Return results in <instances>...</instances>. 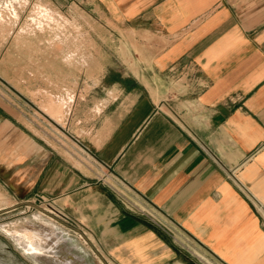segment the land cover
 Instances as JSON below:
<instances>
[{"label": "crops", "instance_id": "crops-1", "mask_svg": "<svg viewBox=\"0 0 264 264\" xmlns=\"http://www.w3.org/2000/svg\"><path fill=\"white\" fill-rule=\"evenodd\" d=\"M48 1L102 60L64 124L1 77L0 192L53 200L103 264H264V0Z\"/></svg>", "mask_w": 264, "mask_h": 264}, {"label": "rangeland", "instance_id": "rangeland-1", "mask_svg": "<svg viewBox=\"0 0 264 264\" xmlns=\"http://www.w3.org/2000/svg\"><path fill=\"white\" fill-rule=\"evenodd\" d=\"M17 1V3L20 2ZM38 4L49 7L60 18L64 16L65 18L61 19L63 23L65 22V27L61 23L60 28L55 26L46 35L43 33H37L36 36L27 34L24 28L27 23H30L29 18L37 15L35 12H37ZM6 11L0 10V14L6 15ZM2 18L6 20L5 22L0 21V32L5 30L4 32L10 35L11 31H14V34L9 39L6 37L7 34L0 38V45H6L9 40V44H14L16 47V54L15 57L0 54V79L2 77L4 84L9 88H14V91L16 89V91L24 92L36 106H40L46 114L64 124L70 119L73 112V100L78 98L74 83L79 80V99H85L88 88L83 85V82L88 78L92 79V76L98 72L92 70L91 67L92 63L102 60V55L97 53L99 51L97 46L102 44L101 40L90 38L89 31L92 26L81 16H77L70 6L60 10L48 0H30L17 18L11 19L7 16ZM8 22H10L9 26L6 24ZM23 29L26 34L18 37ZM61 33L69 34L70 37L68 35L58 37ZM73 40L75 44L77 43L75 49L79 52L76 56L70 55L68 52L73 47ZM70 94H73L74 99L70 98ZM49 101H52L54 105L59 102L64 104V108H58L62 115L56 112L57 114L53 116L47 112L45 104H48ZM90 119L89 117H78L77 126L79 127L76 130L68 129L69 136H82V133L87 131L85 126ZM81 127L83 129L78 130ZM53 207L55 209L50 207L48 202L22 203L14 201L0 192V264H42L28 255L25 249L7 232V230L20 229L27 220L35 221V216H40L41 219L58 225L66 237L70 238L71 243L76 245V253L84 257L87 264H103L99 258L92 254L87 236L76 230L70 219L65 221L60 217L56 211L57 207L55 205Z\"/></svg>", "mask_w": 264, "mask_h": 264}, {"label": "bare ground", "instance_id": "bare-ground-1", "mask_svg": "<svg viewBox=\"0 0 264 264\" xmlns=\"http://www.w3.org/2000/svg\"><path fill=\"white\" fill-rule=\"evenodd\" d=\"M19 1L20 2L17 3V0H0V10H7L6 15L3 13L0 14L1 21L5 22L6 20L2 18L3 16L10 17L11 19L17 18L18 15H20L21 10H23L30 2V0ZM36 10L37 12H35V14L37 13V15L29 18L28 21H30V23H27L24 28L30 36H36L37 33H43V35H46V33L50 32L49 30H52L55 26L60 28L61 23L63 24V27H65L66 24L62 21L65 17L62 16L61 19L59 15L57 16V14H55L56 12H53L49 7H46L43 4H38ZM6 24L9 26L10 22ZM24 29L19 33L18 37H22L26 34ZM65 35L70 37V35L66 33H61L58 37H65ZM72 45L73 47L70 48L68 52L70 55L76 56V54L79 53L75 49L77 43L75 44V41L73 40ZM92 78H94V76H92ZM70 98L74 99L73 94H70ZM45 105L47 112L53 116L57 114L56 112L61 114L59 109L64 108L62 102L54 105L52 101H49L48 104ZM34 219L35 221L27 220L26 224L20 229H16L15 231L7 230L8 234L25 249L28 255L34 257L42 264H87L84 257L76 253V245L71 243L70 238L66 237V234L58 225L53 222H47L46 220L41 219L40 216H35Z\"/></svg>", "mask_w": 264, "mask_h": 264}, {"label": "built area", "instance_id": "built-area-1", "mask_svg": "<svg viewBox=\"0 0 264 264\" xmlns=\"http://www.w3.org/2000/svg\"><path fill=\"white\" fill-rule=\"evenodd\" d=\"M235 173H236V171H233L231 174H232V177L236 179ZM236 181H237V179H236ZM38 201H41V202H44V203H47V202H48L49 206L52 207V208H54L53 206H54L55 204H54V201H53V200H46V199H44V197H41L40 200L38 199ZM260 206H261V205H260ZM54 209H55V208H54ZM260 209H263L262 206L260 207ZM263 210H264V209H263ZM56 211H57V213L59 214V216L62 217L65 221H69V218H68L65 214H63V213H62L61 211H59V210H56ZM138 211L141 212L142 214H144L145 216L150 217L152 220L158 222L159 224H161V223H160L157 219H155V217H154L151 213H149L148 211H146V210H144V209H138Z\"/></svg>", "mask_w": 264, "mask_h": 264}]
</instances>
